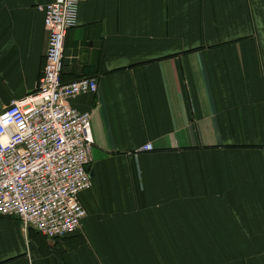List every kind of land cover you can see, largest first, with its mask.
Returning a JSON list of instances; mask_svg holds the SVG:
<instances>
[{"label": "crops", "instance_id": "0c3cea01", "mask_svg": "<svg viewBox=\"0 0 264 264\" xmlns=\"http://www.w3.org/2000/svg\"><path fill=\"white\" fill-rule=\"evenodd\" d=\"M55 1L0 0V112L37 87ZM80 78L86 216L55 240L0 217V264H264V0H79Z\"/></svg>", "mask_w": 264, "mask_h": 264}, {"label": "built area", "instance_id": "2783aa9c", "mask_svg": "<svg viewBox=\"0 0 264 264\" xmlns=\"http://www.w3.org/2000/svg\"><path fill=\"white\" fill-rule=\"evenodd\" d=\"M78 3L57 0L38 7L48 34L41 76L33 93L0 112V217L49 240L80 228L86 212L79 195L91 186L90 115L69 102L95 94L97 81L61 80L65 38L77 23ZM141 151L150 152L152 146Z\"/></svg>", "mask_w": 264, "mask_h": 264}]
</instances>
